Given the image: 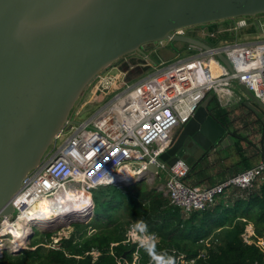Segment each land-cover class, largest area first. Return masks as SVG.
I'll list each match as a JSON object with an SVG mask.
<instances>
[{
	"label": "water",
	"instance_id": "water-1",
	"mask_svg": "<svg viewBox=\"0 0 264 264\" xmlns=\"http://www.w3.org/2000/svg\"><path fill=\"white\" fill-rule=\"evenodd\" d=\"M238 18H253L260 29L264 0H0V217L13 214L24 179L72 123V111L101 73L127 56H147L149 45L209 50L174 32ZM217 57L233 72L224 55ZM239 87L246 105L264 114V104ZM212 99L181 129L163 162L193 165L229 133L210 114ZM72 223L79 222L56 229Z\"/></svg>",
	"mask_w": 264,
	"mask_h": 264
},
{
	"label": "built area",
	"instance_id": "built-area-1",
	"mask_svg": "<svg viewBox=\"0 0 264 264\" xmlns=\"http://www.w3.org/2000/svg\"><path fill=\"white\" fill-rule=\"evenodd\" d=\"M260 22V29L255 20L238 18L190 28L193 35L190 29L178 30L175 35L196 38L211 49L188 45L189 55L159 64L147 59L143 64H132L127 56L121 64L126 67L99 75L81 102L96 109L87 119L71 118L72 123L55 138L59 142L57 149L24 179L13 200L15 214L0 217V253L11 239L7 229H16L22 218L35 211L40 198L53 196L65 185L97 190L114 183L129 164L138 165L133 168V178L147 172L148 164L167 171L168 179L158 190L170 206L185 215L207 210L227 191L253 190L263 185L264 159L204 189L187 182L191 169L187 162L180 160L169 167L159 160L174 130L188 123L208 96L222 108L235 106L243 96L246 98L236 93L243 84L264 104V19ZM196 28L199 30L195 32ZM242 29H256L260 38L223 42V36ZM219 54L228 59L233 72L218 59ZM145 67L151 68L150 73L137 77V70ZM63 237L67 235L59 233L54 243ZM127 242L137 244L133 264H139V249L156 244L159 237L146 228L137 230L132 226ZM91 253L98 255L95 249Z\"/></svg>",
	"mask_w": 264,
	"mask_h": 264
},
{
	"label": "trees",
	"instance_id": "trees-1",
	"mask_svg": "<svg viewBox=\"0 0 264 264\" xmlns=\"http://www.w3.org/2000/svg\"><path fill=\"white\" fill-rule=\"evenodd\" d=\"M240 106L247 113L235 118L232 109L222 108L213 99L209 112L227 132L239 119L244 128L256 125L264 131L263 120L255 114V120H249L248 114L253 113L243 103ZM194 169L192 165L188 183ZM125 186L95 190L93 219L72 223L70 236L55 244L61 231L39 234L40 238L35 233L27 249L5 253L0 264H133L137 244L127 242L132 226L159 237L156 244L139 249V264H264V184L234 190V198L221 197L207 210L190 216L170 206L163 193L145 181ZM249 226L254 232L251 237ZM94 249L97 256L91 253Z\"/></svg>",
	"mask_w": 264,
	"mask_h": 264
},
{
	"label": "bare ground",
	"instance_id": "bare-ground-1",
	"mask_svg": "<svg viewBox=\"0 0 264 264\" xmlns=\"http://www.w3.org/2000/svg\"><path fill=\"white\" fill-rule=\"evenodd\" d=\"M238 89L240 90V92L242 94H244L242 92V90L240 89V87ZM240 92H239V94H241ZM213 99H215V98H213ZM213 99H212V101H213ZM204 101L205 100H203L199 104L198 108L201 106V104ZM212 101H211V103H212ZM211 103H210V105H211ZM210 105H209V107H210ZM198 108H197V110H198ZM195 113H194V115H195ZM194 115L191 117L189 122L192 120ZM188 123H186V124H188ZM185 125L179 127L180 129L177 128V129H179L177 132H175L177 129L174 130L172 137H171L169 147L167 148V150L163 154H165L168 150H170L172 148V146L174 145V143L176 141L178 133L181 131V129ZM46 156H47V154L43 158L44 161L48 157V156L47 157ZM161 156L159 159L160 162L163 164H166L169 167H172L168 163L163 162L161 160ZM180 160L185 161L183 159H179L178 161H180ZM44 161L42 160V162L40 163V165L38 167H40ZM185 162H187L190 166H192V160L185 161ZM136 166H138V165H136V164L127 165V169L123 173L120 172L117 175L114 183L106 185V186H110V185L121 186V185H126L128 182L135 183V181H137V179H139L137 181V182H139V181H142V179H143V177H145V175H152L154 177L157 176L159 171L164 172L167 175V179H168L167 171L160 170L156 166H154L156 168V170H152L153 166H150L149 164L147 165L148 166L147 172L142 173L139 177L133 178L132 172H133V168ZM22 185H23V183H22ZM128 185H130V184H128ZM106 186H103V187H106ZM99 189H97V190H99ZM20 191H21V189H20ZM94 191L95 190L86 191V190H84L78 186L65 185L61 189V191H58L53 196H44V197L40 198L35 205V211H32L31 214H28L27 216L22 218L21 222H18V227L16 229H13V228L7 229L8 236H10L12 240H10L9 245L7 246L6 250L2 254L0 253V257L4 256L5 253H7V252L11 253V254H16V253L21 252L22 250L27 249V247L30 243V239L35 234L34 228H38V230L42 231L43 229L46 230L47 228L58 227V226H60V224L77 222V221L80 223L81 219H84L85 217L88 216V214H87V213H89L88 210H90V214H91V211L93 209L92 205H91V199L93 198V192ZM16 195L14 196V198L16 197ZM84 196L89 197L90 201L87 200ZM14 198L12 199V204H13ZM13 206H14V204H13ZM14 214H15V207H14L13 214L8 215V216H12ZM8 216H4V217H8ZM1 246L2 245H0V247ZM0 251H1V248H0Z\"/></svg>",
	"mask_w": 264,
	"mask_h": 264
},
{
	"label": "rangeland",
	"instance_id": "rangeland-1",
	"mask_svg": "<svg viewBox=\"0 0 264 264\" xmlns=\"http://www.w3.org/2000/svg\"><path fill=\"white\" fill-rule=\"evenodd\" d=\"M246 19H247L248 22H252L254 20L253 18H246ZM205 27H207V26H205ZM199 28L201 29V27H199ZM199 28H196L194 31L195 32L198 31ZM189 32H190L191 35H193L192 34V32H193L192 29H190ZM257 38H260V32H257L256 29H248V30L242 29V30H238V31H235L233 33H229V34L223 36V42L230 43V42H234V41H238V40H241V41H252V40H255ZM167 44L168 45H165V47H163V48H160V44L149 45V46H147L144 49V52L146 53L147 56H141V55H138V53H137V54H133V56H131V57L128 56V60L132 64H134V63L143 64V63H145L144 59H147V57L149 59H151V60H153L152 58L155 59V57L156 58L160 57L159 58L160 60L157 59L154 62L155 64H159L160 63L159 61H169V60H174L175 58H177L179 56H187V55H189L188 45L183 44V43H177V42L167 43ZM155 48H160V49L157 50ZM165 56H167V57L164 59ZM148 61H146V62H148ZM122 62L119 63L118 65L110 67L108 70H106L105 72L101 73L100 75L105 76L107 74H113V73H115L117 71L116 67H118L119 70L121 68H123V67H126V64L125 65L124 64L121 65ZM119 65H121V66H119ZM150 69H151L150 67L140 68V69L137 70L136 76L138 77V76H142V75L148 74V73H150L149 72ZM239 92H240V90L236 89V93H239ZM88 93H89V91H88ZM95 109L96 108L91 109L89 107H86L85 104H83V103H81L79 101L77 103V105L75 106L74 110L72 111L71 118L72 117H76V118L81 119V120L87 119L89 117V115L92 114V112ZM229 109H232V111L234 112L232 114H233V117H235V118H240V117L243 116L244 113H247V110L243 111L241 106L238 105V104H235V106L229 107ZM258 117L261 118L262 120H264V114L263 113H261ZM255 118L256 117H255L254 114H251V113L248 114V119L249 120L253 119V121H254ZM243 122H244L243 120L239 119V121H237V124L235 126H233V129L230 130V131L231 132L234 131V133L237 134L236 137H238V140L241 141L242 146L246 147L247 149H250L255 155L253 157L254 161L258 162L259 159L261 158L259 156V154H260L259 150L262 151L261 146L263 148V145H264V131H258V128H257L256 125L252 126L250 128H248V127L244 128L245 125H244ZM179 129H177L175 132H177ZM237 130H239V131H237ZM231 132H229V133H231ZM223 138L227 139L228 143L232 142V139L230 137H228V136L223 135ZM58 145H59V142L56 141L51 146V148L49 149V151L47 153V156L52 154L57 149ZM43 161H44V159H43ZM162 174H165V173L159 171L157 176H161ZM166 177H167V175H166ZM138 180L139 179H137V181ZM137 181H135V182H137ZM142 181H145L147 184H149L153 188V185L155 184L156 179L154 177L153 178L150 177L149 175H145V177H143ZM132 183L133 182H128L127 184L126 183L125 184L128 185V184H132ZM116 187L124 188L126 186L125 185H121V186H116ZM84 197L87 200L90 199L89 197H86V196H84ZM91 200H93V198ZM91 205H92L93 209L91 211V214H90V210H88V212H89V213H87L88 215H92L93 212H94V204H93V202H91ZM183 215L184 216H190L191 214L190 215L183 214ZM93 217L94 216H92L91 220L93 219ZM81 220H83V219H81ZM58 227H55V228L51 227V228H47L46 230L43 229L42 231L38 230V228H34V229H35L36 235L43 234V233H46V232H50L52 234H55V233H57V231L58 232L61 231L63 234H67V236H70L71 233L74 232V228L72 227V225H71V227L63 226L62 228H59V230H57L56 228H58ZM250 227L251 226H249V228H248V236L249 237H251V235L254 233L253 231L250 230ZM251 229H252V227H251ZM40 237H41V235H39L37 238H40ZM10 240H12V239H10ZM263 244H264V241H263Z\"/></svg>",
	"mask_w": 264,
	"mask_h": 264
},
{
	"label": "crops",
	"instance_id": "crops-1",
	"mask_svg": "<svg viewBox=\"0 0 264 264\" xmlns=\"http://www.w3.org/2000/svg\"><path fill=\"white\" fill-rule=\"evenodd\" d=\"M165 45H168V44L167 43L160 44V48L165 47ZM160 48H155V49L158 50ZM138 55H141V54H138ZM167 56H165L164 59ZM159 58L160 57L158 58L155 57V59L152 58L153 60H151L147 57V59L151 61L152 63H154ZM241 95L243 94L241 93ZM246 100L247 98L243 96L242 102L237 103V104L240 105L243 103L245 107H248L246 105L247 103ZM216 102L218 101L216 100ZM223 108H229V107H223ZM250 110L253 114L257 115L256 112H254L252 109ZM263 124H264V121H263ZM195 135L198 136L196 132H195ZM225 136L230 137L232 139V142L228 143L227 139L223 138L222 136L221 139H218L216 144L212 145V147H210V149L206 153H204L201 156V158L197 160V162L193 164L195 165V169L191 173L190 178L188 179L189 184L191 186H195L201 189L210 187L230 177H233L236 174H239L245 171L246 169H249L263 161L264 145H263V148L261 146L262 151L259 150V153H260L259 156L261 158L259 159L258 162H255L254 158H252L254 156V153L250 149H247L246 147L242 146V144L237 145V141H239L238 137H235L232 134V132L225 134ZM149 176L152 178L154 177L152 175H149ZM154 178L156 179V182L154 184L155 186L153 185V188L155 189H159L160 186L163 187L162 184H164L167 179L166 174H162L161 176H155ZM232 192H233L232 190L227 191L225 194V199L228 200L230 197L234 198Z\"/></svg>",
	"mask_w": 264,
	"mask_h": 264
},
{
	"label": "flooded vegetation",
	"instance_id": "flooded-vegetation-1",
	"mask_svg": "<svg viewBox=\"0 0 264 264\" xmlns=\"http://www.w3.org/2000/svg\"><path fill=\"white\" fill-rule=\"evenodd\" d=\"M123 60H124V59H123ZM123 60H122V61H123ZM122 61H121V62H122ZM121 62H120V63H121ZM89 91H90V89H89ZM87 95H88V92H87V94L81 99V102L84 101V99H85V97H86Z\"/></svg>",
	"mask_w": 264,
	"mask_h": 264
}]
</instances>
